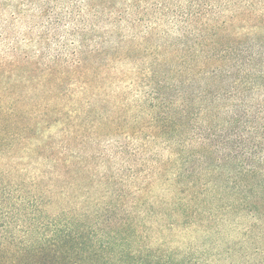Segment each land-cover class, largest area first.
<instances>
[{
	"label": "trees",
	"instance_id": "obj_1",
	"mask_svg": "<svg viewBox=\"0 0 264 264\" xmlns=\"http://www.w3.org/2000/svg\"><path fill=\"white\" fill-rule=\"evenodd\" d=\"M121 1L0 0V264H264V0H154V43ZM120 133L154 148V197L113 174L129 149L94 153Z\"/></svg>",
	"mask_w": 264,
	"mask_h": 264
},
{
	"label": "rangeland",
	"instance_id": "obj_2",
	"mask_svg": "<svg viewBox=\"0 0 264 264\" xmlns=\"http://www.w3.org/2000/svg\"><path fill=\"white\" fill-rule=\"evenodd\" d=\"M122 4L120 6H123V10L125 12H137L139 14V17L142 18L141 24H139L137 30L135 31L138 36L143 37L147 31L153 33V37L150 39L154 43V0H122ZM7 10V9H6ZM134 10V11H133ZM264 11L263 8H259L258 12ZM10 13V12H8ZM129 38H132L131 34H128ZM26 52L30 54L38 53L40 48L36 47L31 48L27 46L26 48L22 46ZM55 49V48H54ZM140 65L141 67H144L146 63L144 56H140ZM133 69V65H128L125 67V70H131ZM148 84V81L144 77H138L136 76H129L126 79H123L122 81H119L117 83V86L115 87V90H117L118 93L127 92L128 97L130 98H143V96L148 97L150 93V89L146 87ZM59 128L53 133L54 135L57 134ZM115 140V144L113 143ZM112 136H105L102 142H98L97 147L94 151L96 152H103L105 154H108L112 156L114 150H117L118 145H122L123 148L129 149V152L133 155H123L121 158H113L110 159V167L112 168L113 174L117 176L116 178H122V177H129L128 175L134 174V172H130L129 167H125V164L129 162V164L133 165L136 170V177L137 179H132L131 184H135L136 188H152V196L154 197V179L150 178V176L154 173V166L153 168L151 166H142V165H135L137 164V160L140 158H151V160L154 161V148L152 150L147 151L145 154H143L141 157L140 155L136 156L137 152V142L136 139H132L130 136H127L126 133L115 135V137ZM110 142V143H109ZM108 146V150L106 149ZM91 150V149H90ZM89 150V153L91 152ZM76 151H79L81 154H84L81 149H76ZM75 151V152H76ZM111 153V154H110ZM164 156H167V153H165ZM87 159V162H89L88 169L93 172L94 177L99 179L106 173L107 169V158L106 159H96L94 160L91 158V156L86 155L85 157ZM166 158V157H164ZM83 169V168H82ZM148 172V173H147ZM150 173V174H149ZM96 175V176H95ZM123 181V180H121ZM125 182H121L117 187L119 189L124 188ZM98 194V193H97ZM235 229V228H234ZM231 232V233H230ZM227 235L229 236L226 238V235L221 237L222 241H230V242H237V232L236 230H231L227 232ZM212 236V234H211ZM172 238V237H171ZM218 238H212L210 236H205V234L195 232L193 230H187L184 231V234L180 237L174 236L172 238V244H175V246L181 248V250L186 251L187 248H191L195 251L196 254L201 255L207 254L211 257L215 256V254L218 253V251L221 249L215 244H219ZM234 243V242H233ZM228 258V257H227ZM219 259V258H218ZM220 260V259H219ZM230 261V260H229ZM227 259L224 258L221 259V264H227L229 263Z\"/></svg>",
	"mask_w": 264,
	"mask_h": 264
}]
</instances>
